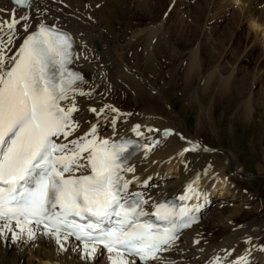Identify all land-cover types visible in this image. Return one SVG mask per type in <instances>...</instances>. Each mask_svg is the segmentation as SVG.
I'll list each match as a JSON object with an SVG mask.
<instances>
[{"label":"snow or ice","instance_id":"snow-or-ice-1","mask_svg":"<svg viewBox=\"0 0 264 264\" xmlns=\"http://www.w3.org/2000/svg\"><path fill=\"white\" fill-rule=\"evenodd\" d=\"M13 3L28 9L33 0ZM46 11L37 9L36 17H44ZM18 25L26 35L13 52L21 39ZM79 58L72 36L44 19H34L31 14L17 17L15 10L7 19H0V241L26 238L34 242L42 236L52 239L59 253L68 250L73 238L78 244L72 243V249L84 261L92 260L102 246L110 264H130L129 258H138L142 264H163L159 254L173 249L180 231L196 222L194 213L200 206L160 203L153 205L151 214L160 223L142 220L149 216L144 210L149 201L142 193L129 191L133 181L126 180L124 173L135 172L127 164L132 150H146L147 154L159 140L149 137L151 145H146L131 138L119 142L101 139L93 123L78 139L57 143L60 137L67 140L79 126L73 118L80 111L76 98L92 95L81 87L82 74L71 67ZM106 108L116 113L111 118L115 129L118 109L105 106L89 111L108 119ZM146 131L160 130L148 127ZM132 132L144 137L139 124ZM174 134L170 129L162 132L164 139ZM198 151L212 150L188 141L178 155ZM81 169L88 174L75 175ZM211 170L206 165L204 174ZM198 185L199 176L186 186L179 201L205 195ZM244 242L252 241L247 237ZM258 250L264 252V246ZM250 255L247 251L232 264H249ZM131 264H136L135 259ZM210 264L225 261L217 256Z\"/></svg>","mask_w":264,"mask_h":264},{"label":"bare ground","instance_id":"bare-ground-1","mask_svg":"<svg viewBox=\"0 0 264 264\" xmlns=\"http://www.w3.org/2000/svg\"><path fill=\"white\" fill-rule=\"evenodd\" d=\"M99 1L102 0H95L94 3ZM200 1L206 11L208 9L225 11L231 6L229 0ZM177 2L176 7L179 4L184 5L182 0ZM183 2L188 3L189 0H183ZM75 6L77 7V5ZM76 7L69 6L62 0H33L30 8H18L25 12L21 14L23 11L19 10L21 13L17 15V17H20L25 14H31L34 19H44L46 23L54 24L57 28L68 32L72 36L74 52L80 57L74 62L72 68L84 77V83L81 87L85 91L92 93L91 96L76 98L80 111L75 113L73 118L78 122L79 126L67 140L60 137L57 143H68L71 140L78 139L89 131L93 123L97 124L98 135L101 139H110L115 142H119L123 138L134 137L135 134L132 132V128L137 124L141 125V131L144 132V137L138 138L144 144L150 145L151 140H159L160 143L152 147L151 152H147L146 154V150H143L133 158L128 163V166L134 167L135 172H127V175L124 177L126 180L133 181L129 188L130 192L142 193L146 200L149 201L145 205L144 210L151 213L155 210L153 205L158 204L160 201L169 198L179 199L185 193L186 186L194 182L197 176H199L198 190L202 194H205L196 202L201 210L200 221L179 235V239L171 251L159 254L163 264H210L217 256L223 258L225 264H232L235 259L245 256L247 251H251V255L248 256L249 264H264V252L258 250L261 246H264V241H262V237L260 236L263 225L257 221L259 219L257 213L261 209L260 203L258 205L255 203L257 201L253 199V194H251L247 186L251 184V178L243 177V181L240 178L242 176L241 172L243 171L245 173V169L239 167V170L236 172L238 175H231L235 160L234 153L229 150L226 153L198 151L188 152L185 156L181 157L178 153L187 146V142H195L191 134H188L186 131L185 126L183 128L179 127L177 120L174 118H171L172 120L166 123H164L163 118L162 120L159 119L158 123L153 117L139 118V114L131 112L130 110L123 111L117 107L114 101L111 102L108 98L110 96L112 97V93L113 95L114 93L116 94V92H113L116 89L122 92L123 98H127L134 105H137L138 99L141 101V95L145 96L147 102L156 101V95L163 96L158 90L151 88L146 80L134 71L128 73L129 70L127 71L126 68L127 73H120L118 75L125 65L121 64V69L119 67H113L111 63V59L115 55L113 44L104 39L102 29L96 25L90 13L85 14L81 10L76 9ZM107 7L109 8L107 9ZM110 8L109 5H106L105 10H110ZM201 8L200 10L203 9ZM0 9L7 10L0 12V19H7L12 12L9 6L2 5L1 3ZM37 9H47L45 16L37 18ZM239 16L241 17L242 24H247L248 18L253 16L264 21V0H248V7L243 15L239 13ZM159 29L160 27L155 26L140 31V33H146V39L143 40L145 49L150 50L152 47L158 46L156 42L158 32L160 31ZM17 31L21 39H17L13 46V52L22 43V37L26 35L19 25L17 26ZM29 31H32V29ZM254 42L256 45H262L264 47V43H261L257 38L254 39ZM194 45L188 51V69L190 71H192V66L196 64L195 62L198 57L197 48L201 46L195 43ZM8 54L11 55L12 52ZM259 59L260 61L264 60V52ZM202 68L203 65L199 64L193 71L195 75H198L197 80L200 82L198 92L194 90V94L197 97L193 95V100L196 98V102L201 104V98L203 100L209 97L211 98L209 94L213 93L214 101L221 100L222 102L224 100L225 102L228 100L227 98L233 99L232 95H237L241 98V100L239 99L237 108L239 119H241L242 123H253L255 112V105L252 101L253 95L251 90L249 94L246 93L248 95L245 94L246 89L243 88L242 81L235 82V79H233L235 69L232 68L230 72H224V70H220L218 63L211 69L206 68L205 73H202L204 71ZM258 72L261 73L260 71ZM257 74H254V83L259 81ZM233 81L236 83L235 85H233ZM258 92L256 94L260 93ZM62 104L67 107V104H64V102ZM105 106L114 107L120 113L115 129L111 124V118L116 116V113H112L107 108L105 112L108 119L103 117L97 118L94 113L89 115V108L94 107L99 110ZM201 106L203 105L201 104ZM208 108H205V110H203L204 107L200 109L195 118L197 122L196 127L200 128V133L204 132V127L208 124ZM124 115H128L126 121H124ZM93 116L94 118L91 119ZM174 116L176 118L179 117L176 113ZM148 127L159 129L160 131L148 133L146 131ZM166 129L172 130L175 134L164 139L162 132ZM149 137H151V140ZM180 137H184L185 139L182 140ZM84 155L87 156V153ZM82 163H86V161H82ZM206 165H211L212 170L204 174ZM86 172L81 169L75 175ZM147 184L150 185L147 187ZM216 193H219L216 197L218 200L214 202L215 205L213 208L207 209L211 198L215 197ZM195 199V197L192 198V200ZM248 208L250 209L248 210ZM247 216L251 217L247 219ZM206 232H216L217 234L210 236ZM247 237L251 238V244L244 242V238ZM197 240L200 241L199 244L195 243ZM20 241L21 243L24 241V244H20L19 241L16 243L22 245L20 251L22 249L24 250L22 253L23 256L28 255L29 259H36L33 260L35 264L37 262L38 264H96L100 259L102 260L99 264H110L109 254L99 249L92 260H82L79 252L72 249V243L76 242L71 239L68 250L59 253L57 251V245L50 238L40 236L34 242L27 241L26 238ZM11 242L12 240L10 238L1 241V253L4 257H6V253L8 255L7 257H9L10 252L13 251L12 248H9L10 245H7ZM4 244L9 247L3 246ZM226 253H231V255L228 256ZM132 260L129 259L130 264ZM136 264L138 263L136 262ZM149 264H160V262L151 261Z\"/></svg>","mask_w":264,"mask_h":264},{"label":"rangeland","instance_id":"rangeland-1","mask_svg":"<svg viewBox=\"0 0 264 264\" xmlns=\"http://www.w3.org/2000/svg\"><path fill=\"white\" fill-rule=\"evenodd\" d=\"M62 1L74 8L77 5L76 9L85 14L90 13L96 25L102 29L104 39L114 46L115 55L111 59L113 67L121 69V64L125 65L118 75L127 73L128 70V73L134 71L163 96L156 95V101L147 102L145 96L141 95V101L138 99L137 105H134L127 98H123L122 92L116 89L113 91L116 94L112 93V97L108 98L111 102L114 101L123 111L130 110L139 114V118L153 117L157 123L162 118L164 123L174 118L179 127L185 126L195 142L211 149L210 153H226L227 150L234 153L231 175L237 176L236 172L242 167L245 173L242 171L240 178H251L252 182L247 186L253 194V199L257 201L255 203H260L262 209L257 213V221L263 225L260 236L264 241V60H258L264 52V47L256 45L255 37L249 32L247 24H242L239 13L231 6L225 11H206L200 0H189L188 3L182 0L184 5L179 4L178 7L176 5L179 0H102L97 3H94L95 0ZM0 3L9 6L11 11L15 9L16 15L21 13V9L11 5L9 0H0ZM106 5L111 7L110 10H107L109 7L105 10ZM21 11V14L25 12ZM155 26L160 27L156 42L158 46L147 50L143 42L146 33L140 31ZM194 43L201 46L197 48L196 64L190 71L188 51L195 46ZM217 63L224 72L235 69L233 79L236 83L243 82L245 94H249L251 90L255 105L253 123H242L239 119L237 108L241 98L237 95L221 102L214 101L211 93V98L200 99L203 106L196 102V98L193 100V95L197 97L194 90L198 92L200 83L197 80L198 75L193 71L202 64V73H205L206 68L211 69ZM256 73L259 81L254 83ZM235 82L233 81V85ZM257 91L260 93L256 94ZM203 107V110L209 107L208 124L204 127V132L200 133L195 118ZM173 113L179 117L176 118ZM93 118L94 116L91 117ZM123 118L126 121L128 115ZM218 194L211 198L207 209L214 207ZM250 217L247 216V219ZM216 232L206 233L213 236ZM11 243L7 244L10 247L3 245L13 249L9 257L7 253L4 257L0 241V264H35L33 260L36 259L31 260L28 255L23 256V249L20 251V244H24V241H19L20 244L13 241ZM16 245L19 247L16 248Z\"/></svg>","mask_w":264,"mask_h":264},{"label":"clouds","instance_id":"clouds-1","mask_svg":"<svg viewBox=\"0 0 264 264\" xmlns=\"http://www.w3.org/2000/svg\"><path fill=\"white\" fill-rule=\"evenodd\" d=\"M231 7L243 15L248 7V0H229ZM249 32L257 38L261 43H264V21L258 17H249L247 20Z\"/></svg>","mask_w":264,"mask_h":264},{"label":"water","instance_id":"water-1","mask_svg":"<svg viewBox=\"0 0 264 264\" xmlns=\"http://www.w3.org/2000/svg\"><path fill=\"white\" fill-rule=\"evenodd\" d=\"M10 2H11V4H13L14 5V3H13V0H9Z\"/></svg>","mask_w":264,"mask_h":264}]
</instances>
